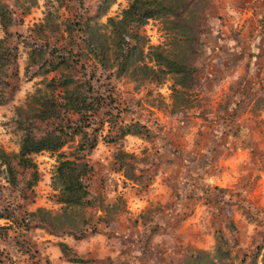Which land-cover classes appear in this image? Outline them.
<instances>
[{
    "label": "rangeland",
    "instance_id": "374dc122",
    "mask_svg": "<svg viewBox=\"0 0 264 264\" xmlns=\"http://www.w3.org/2000/svg\"><path fill=\"white\" fill-rule=\"evenodd\" d=\"M3 1L15 12L8 43L15 46L16 58L8 69L13 87L0 102V149L17 150V107L42 86L38 68L27 62L24 40L32 44L28 34L39 23L41 35L70 47L63 28H70L74 11L80 12L74 34L85 36L80 39L83 48L85 39H91L95 56L106 57L104 68L95 70L103 78L100 90L128 108L122 119L131 116L145 123L151 135L98 138L87 154L93 206L83 210L88 227L76 238L65 232L70 230V211L53 219L46 215L61 210L51 183L55 152L32 154L38 178L30 188L27 169L18 167L12 184L0 162V210L6 214L0 216V264H185L184 255L192 252L198 264H264V226L258 225L264 223V45L253 61L243 55L249 39L260 35L255 43L264 41L259 26L264 0H205L207 24L213 29L201 37L210 47L198 61L200 98L176 111L170 109L168 75L157 82L128 70L116 73L106 19L118 16L129 0ZM138 32L142 53L135 52L131 60L137 63L143 55L140 60L151 64L144 56L146 44L164 42L162 24L148 18ZM219 38L241 41L240 49L230 55ZM85 51L77 60L89 73L94 55ZM118 149L133 154V178L116 169ZM216 238L228 249L227 256L213 257ZM58 241L70 246L67 254ZM241 251L247 260L239 262ZM72 254L83 261H70Z\"/></svg>",
    "mask_w": 264,
    "mask_h": 264
},
{
    "label": "trees",
    "instance_id": "16d2710c",
    "mask_svg": "<svg viewBox=\"0 0 264 264\" xmlns=\"http://www.w3.org/2000/svg\"><path fill=\"white\" fill-rule=\"evenodd\" d=\"M260 13L259 26L263 29L264 7ZM79 14L80 12L74 11L73 17L70 18V28L69 26L63 28L64 38L70 39V47L56 44L49 37L41 35L44 30L40 28L39 23L33 28L35 32L28 34L32 44L24 40L29 46L27 62L34 63L38 68V74L42 75L40 81L42 86L27 95L24 106L17 107L16 127L21 132L17 150L9 153L0 149V162L5 166L8 180L16 184L18 167L27 169L31 179L29 185H26L29 188L38 178L32 154L42 150L55 152L56 164L51 175V183L55 190V201L59 203L61 210L56 214L46 211V215L53 219L66 216L70 211V230L65 232L74 238L83 236L88 227L83 210L92 207L93 202L88 188L92 166L87 154L98 138L106 137L108 141H115L125 134L144 137L151 135L150 128L145 123L131 116L126 120L122 119V113L128 108L120 104L112 94L107 99L109 94H104L100 90L103 78L98 77L95 70L104 68L106 57L95 56L93 48H89L91 39H85L83 48L80 39L85 36L74 34L75 24L79 25L76 20ZM207 14L208 3L205 0H129L118 16H108L106 19L111 32L112 63L116 67V73L128 70L130 73H139L141 79L157 82L168 75L171 79L170 109L176 111L192 106L193 102L200 98L196 90L200 65L198 61L202 51L208 48L201 37L206 31L213 29L207 24ZM14 18V10L0 0V28L3 32V35H0V102L13 87L8 69L14 64L16 52L15 46L8 43L10 35L8 27ZM148 18H156L161 22L166 39L157 44H146L144 56L151 64L140 60L143 55L135 60L138 61L136 63L131 57L135 52L142 53L139 51L141 34L138 28ZM90 34L92 36L93 32ZM250 40L254 47L250 49L251 43H247L249 51L243 55L253 61L258 56L256 54L258 47L255 48L257 36L248 42ZM221 41L228 44L226 50L230 55L233 50L240 49L241 41L219 38L218 43ZM85 50L94 55L89 73L85 72L84 65L77 60V55L86 52ZM70 58L75 60L70 62ZM250 71L253 70L249 66V73ZM253 84L247 82L246 85L254 87ZM105 89H108V86ZM237 101L238 99H235L234 104ZM104 126L105 132L101 133ZM63 146L67 148L63 149ZM113 157L116 169H122L125 177L133 178L132 170L135 168L133 154L118 149ZM5 215L3 210H0V216ZM258 225L262 227L264 223ZM57 244L63 254L68 253L70 246L67 243L58 241ZM228 253V249L216 238L213 257L221 258ZM245 253L241 251L243 255L239 262L247 260ZM68 259L74 262L83 261V258L73 254L68 256ZM184 261L185 264L188 261H195L198 264L193 252L184 255ZM210 263H213L212 260ZM227 264L235 262L231 260Z\"/></svg>",
    "mask_w": 264,
    "mask_h": 264
},
{
    "label": "crops",
    "instance_id": "0c3cea01",
    "mask_svg": "<svg viewBox=\"0 0 264 264\" xmlns=\"http://www.w3.org/2000/svg\"><path fill=\"white\" fill-rule=\"evenodd\" d=\"M258 36H260V35H257V38H258ZM249 43H251V44H249ZM248 44H249V48L250 49H253L254 46H253V42L251 40L248 42ZM262 45H264V41L261 44H259V45L258 44H255V46H256L255 48H257V47L260 48ZM206 46L207 47H210V44L209 45H206ZM259 48H257V49H259Z\"/></svg>",
    "mask_w": 264,
    "mask_h": 264
}]
</instances>
